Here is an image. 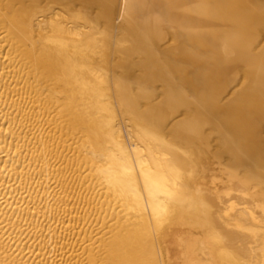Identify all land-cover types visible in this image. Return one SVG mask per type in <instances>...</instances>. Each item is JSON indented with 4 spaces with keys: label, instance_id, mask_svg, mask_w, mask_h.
<instances>
[{
    "label": "bare ground",
    "instance_id": "6f19581e",
    "mask_svg": "<svg viewBox=\"0 0 264 264\" xmlns=\"http://www.w3.org/2000/svg\"><path fill=\"white\" fill-rule=\"evenodd\" d=\"M0 35L121 209L89 264H264V0H0Z\"/></svg>",
    "mask_w": 264,
    "mask_h": 264
},
{
    "label": "rangeland",
    "instance_id": "374dc122",
    "mask_svg": "<svg viewBox=\"0 0 264 264\" xmlns=\"http://www.w3.org/2000/svg\"><path fill=\"white\" fill-rule=\"evenodd\" d=\"M4 43L0 39V242L5 258L16 264H89L85 247L121 209L94 183L89 166L80 162L77 139L62 135L55 108L30 91L24 67ZM44 145L50 148L41 150ZM62 241L67 246L58 251Z\"/></svg>",
    "mask_w": 264,
    "mask_h": 264
}]
</instances>
